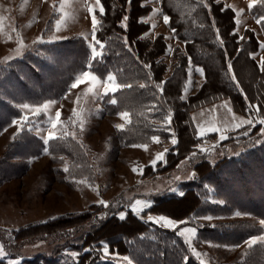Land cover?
I'll return each mask as SVG.
<instances>
[{
    "label": "trees",
    "instance_id": "1",
    "mask_svg": "<svg viewBox=\"0 0 264 264\" xmlns=\"http://www.w3.org/2000/svg\"><path fill=\"white\" fill-rule=\"evenodd\" d=\"M100 3L104 15L96 10L94 16L101 21L96 35L104 48L97 45V59L92 68H89L90 44L81 36L41 43L0 68V133L20 116L15 105L59 100L84 71L101 78L111 74L117 85H130L110 93L106 106L108 114L122 111L130 114L129 123L118 133L126 145L152 137L176 141L166 153L164 163H158L154 170L146 167L148 177L172 171L196 151L202 139L197 135L192 112L228 100L235 113L264 118V72L260 69L264 59L258 62L253 57L259 41L251 29H244L242 35L235 31V13L225 0H159L160 10L170 20L168 28L182 43V47L176 45L172 49L169 64L161 58L167 51L162 34L140 38L150 29L145 21L151 11L147 0H131L130 4L128 0H100ZM250 14L262 20L259 26L264 35V0H255ZM125 16L126 29L122 24ZM145 64L151 65L150 71ZM189 64L203 70V82L195 93L181 99ZM161 82H165L163 92L157 87ZM112 100L116 103H111ZM259 127L260 124L255 125L247 136L254 135ZM29 134L26 129L19 131L0 157V180L17 177L23 171L19 161L28 162V158L40 154L44 144ZM231 141L229 136L224 142ZM49 147L68 158L81 157L71 141L52 139L46 144V149ZM193 171L194 178L181 185L182 196L162 195L146 212L187 221L186 224L196 227L199 239L219 245L240 244L253 235L256 228L246 221H222L211 226L194 219L225 217L236 210L264 217V208L259 206L264 197V141L250 145L234 157L224 156L215 162L201 159ZM174 204L178 206L167 208ZM117 212L91 204L84 211L29 224L12 230L11 234L16 241L66 235L70 240L65 247L76 253L74 264H94L101 258L99 250L104 244L109 253L127 257L132 264H198L188 257L176 231L147 223L130 210L124 213V219L114 214ZM56 254L34 256L22 263L62 264ZM0 264L8 263L0 260Z\"/></svg>",
    "mask_w": 264,
    "mask_h": 264
},
{
    "label": "rangeland",
    "instance_id": "2",
    "mask_svg": "<svg viewBox=\"0 0 264 264\" xmlns=\"http://www.w3.org/2000/svg\"><path fill=\"white\" fill-rule=\"evenodd\" d=\"M147 2L151 11L145 21L149 23L150 29L143 37L163 35L167 51L161 58L169 64L172 49L176 45L182 47V43L176 40L165 23L159 0ZM254 2L255 0H225L226 6L235 13V31L242 35L244 29H251L255 33L259 49L253 57L260 62L264 59V48L260 47L264 45V35L257 20L250 14ZM96 10L99 11L97 0H0V68L6 67L14 59L22 58L26 52L32 51L41 43L81 36L91 45L92 18ZM197 69L199 68L189 64L181 95L183 99L195 93L203 82ZM82 73L72 84L78 79L81 82L74 88L70 86L59 100L15 105L20 116L0 133V157L23 129L44 144L40 154L28 158V162L24 159L19 161L23 171L17 177L0 180V260L8 264H23L24 259L38 255L50 257L57 253V259L62 264H74L77 261L76 253L68 246L65 247L70 240L65 238L66 235L16 241L11 231L58 216L78 213L91 204H99L114 212L119 208L130 210L147 223L176 231L186 246L188 257L198 264H264V217L236 210L232 215L212 220H205L203 217L194 219L211 226L222 221H246L256 228L255 233L243 243L219 245L199 239L198 231L195 236L187 232L180 234L183 228L194 227L193 225L180 224V221L163 214L146 212L158 197L177 194L174 189L182 192L181 185L184 181L193 179V166L201 159L215 162L224 156L234 157L250 145L262 143L264 124L256 122L258 119L253 116L235 113L228 100L200 108L190 114L197 135L202 139L196 146V151L172 171L148 177L145 174L146 167L151 166L154 170L158 163H164L174 139L163 141L152 137L126 145L118 133L129 123L130 114L127 111L108 114L106 106L112 92L104 94L107 77L97 76L96 80H85ZM113 83L116 84L115 78ZM248 119H252L254 123L249 125L246 122ZM242 120L245 123L241 124ZM52 123H56L57 127L52 128ZM257 124L260 127L254 135H244L245 131L250 133ZM244 127L246 129L242 133L233 135ZM49 135L54 139L73 142L81 157L68 158L60 154L62 152H54L51 147L46 149L44 141ZM208 136L211 137L207 138ZM221 136H230L232 141L225 143L227 138L221 140ZM101 201L104 203L101 204ZM260 201L259 206L264 208V197ZM177 206L174 204L167 208ZM126 211L114 214L120 217ZM160 216L177 223L164 225L159 220ZM253 240L255 243H249ZM99 251L101 258L94 264H132L127 257L109 253L106 244Z\"/></svg>",
    "mask_w": 264,
    "mask_h": 264
},
{
    "label": "snow or ice",
    "instance_id": "3",
    "mask_svg": "<svg viewBox=\"0 0 264 264\" xmlns=\"http://www.w3.org/2000/svg\"><path fill=\"white\" fill-rule=\"evenodd\" d=\"M128 2L130 4L131 3V0H128ZM97 5L99 6L100 15L103 16L104 15V7L100 3V0H97ZM141 6H143V5H141ZM250 7H251V5H250ZM89 11L92 12V9H89ZM127 20H128V17L125 16L123 18V21H122V24L124 25L125 29L127 28V25H126V21ZM164 21H165L166 24L169 23L170 22L169 17L168 16H165L164 17ZM256 22H257V24H261L262 23V20L261 19H257ZM100 23H101V21H98L96 19V17L93 15V18H92V28H93V31H92V41H93V44L90 45V49H91V53H92V63L89 64V68H92V64H94L96 62V59H97V57H96V48H97V45L99 46L100 49H103L104 48L103 43L101 42V40L96 35L97 26ZM262 27H264V25H262ZM140 38L143 39L144 37L142 36ZM217 38L219 39L220 37L218 36ZM240 39L243 40L244 38L243 37H240ZM125 43H127V40L126 39H125ZM260 47L261 48H264V45H261ZM144 66H145V68H148L149 71L151 70V65L145 64ZM260 69H261L262 72H264V63H262L260 65ZM231 70H232V66H231V64H229V71H231ZM197 71H199L201 73V75H203V70L202 69H197ZM82 76H83V78L85 80H96L97 79V76L92 75L89 71H84L82 73ZM233 80H235V76H233ZM113 81H114V77L111 74H108L107 75V83L105 85V93H104L105 95H107L109 91L112 92V93H115L119 87H130V85H116V84L113 83ZM80 82L81 81L78 79L75 83H73L71 85V87H73V88L76 87L77 84H79ZM163 83H165V82H161L160 84L157 85V87L161 89V92H163ZM141 87L143 88L144 85L142 84ZM237 87H239V84H237ZM183 98L184 97L181 96V99H183ZM111 103L115 104L116 101L115 100H112ZM24 107H27V105H24ZM229 110L231 111V109H229ZM36 111L38 112V109ZM257 115L260 116V110L259 109H257ZM167 119H168L169 124H170L171 123V119H172L171 114H169V116L167 117ZM57 120H59V113H57ZM246 122L249 125H252L254 123V121L252 119H248ZM256 122H258L260 124H264V118H260ZM243 123H245V121L242 120L241 121V124H243ZM51 126H52V128H56L57 127V124L56 123H52ZM244 135L245 136L248 135L247 131H245ZM226 138L227 137H225V136H221L220 137L221 140H224ZM51 139H54V137H52L51 135H49L48 139H46L44 141L45 144H47L48 141L51 140ZM173 142L176 143L175 140ZM173 191L177 192V194H179L181 196L183 195V193L182 192H178L177 189H174ZM100 203L103 204L104 202L101 201ZM137 203H139V201ZM218 203L222 204L223 202L222 201H219ZM237 215H239V213H237ZM124 218H125L124 213H121L120 214V219H124ZM203 219H205V220H212L213 217L206 216V217H203ZM159 220L162 221L164 225H171V224L177 223V222H175L173 220L166 219L164 216H160L159 217ZM179 223L180 224H184V223H187V221H180ZM262 223H264V221H262ZM184 232L191 233L193 236H195L196 235V232H197V229L194 228V227H185V228L182 229V231L180 232V234L182 235ZM249 243H255V241L253 240V241H250ZM105 254H107V249L106 248H105ZM0 255H2V252H0Z\"/></svg>",
    "mask_w": 264,
    "mask_h": 264
}]
</instances>
